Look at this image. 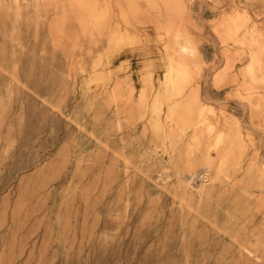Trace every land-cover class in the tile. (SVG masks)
<instances>
[{"label": "rangeland", "instance_id": "rangeland-1", "mask_svg": "<svg viewBox=\"0 0 264 264\" xmlns=\"http://www.w3.org/2000/svg\"><path fill=\"white\" fill-rule=\"evenodd\" d=\"M0 264H264V0H0Z\"/></svg>", "mask_w": 264, "mask_h": 264}, {"label": "bare ground", "instance_id": "bare-ground-1", "mask_svg": "<svg viewBox=\"0 0 264 264\" xmlns=\"http://www.w3.org/2000/svg\"><path fill=\"white\" fill-rule=\"evenodd\" d=\"M208 165H209V164H208V162H207L206 167H207ZM197 175H198V174H197ZM203 175H204V174H203ZM203 175H202V174H199L198 177H199V178H202ZM210 178H211V177H210ZM214 178H215V177H214ZM208 180H209V179H208Z\"/></svg>", "mask_w": 264, "mask_h": 264}]
</instances>
